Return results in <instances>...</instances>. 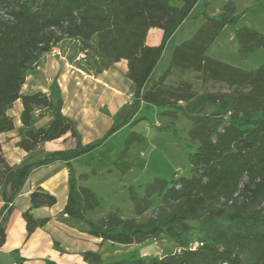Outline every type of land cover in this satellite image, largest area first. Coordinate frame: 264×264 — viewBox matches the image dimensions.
Masks as SVG:
<instances>
[{
    "label": "trees",
    "instance_id": "1",
    "mask_svg": "<svg viewBox=\"0 0 264 264\" xmlns=\"http://www.w3.org/2000/svg\"><path fill=\"white\" fill-rule=\"evenodd\" d=\"M181 1L178 6L173 0H0V135L15 130L7 110L21 100L24 132L17 142L19 148L30 153L41 143L67 134L76 140L73 149L54 151L17 167L5 165L0 220L34 170L62 162L70 169L69 193L62 214L87 225L89 236L127 245L141 237L163 234L179 248L178 253L163 258L132 253L126 259L128 264H264V237H243L224 224H218V231L213 234L200 229L199 239L193 242L184 237L192 231L188 221H199L207 215L212 218L226 214L237 226L264 225V214L257 218L246 215L251 206L264 203V62L246 70L208 55L220 33L227 26L238 25L247 13H238L235 2L229 0L216 16L203 14L200 28L175 47L165 72L147 87L168 41L201 0ZM152 28L163 31L158 46L146 44ZM235 37L242 59L264 51V34L254 28L239 26ZM64 39L77 41L91 51L97 74L125 60L126 77L135 87L130 112L120 118L119 111L106 133L88 144H83L77 122L64 115V99L57 87L51 89L50 95L41 91L22 94L31 64ZM175 69L197 73L202 84H225L229 91L198 93L186 80L177 86L168 85ZM143 104L162 109L164 114L179 111L194 121L190 137L199 145L188 156L191 177H175L170 182L156 179L147 187L143 202L154 193L163 192L165 204H177L178 208L164 220L126 227L118 223L117 212H112L104 221L96 222L86 212L99 207L101 199L92 189L79 184L72 161L102 147L134 119ZM204 105L214 106L215 110L209 115L198 114ZM38 108L49 110L52 120L48 126L34 129L33 115ZM158 129L178 135L173 124ZM136 143L143 149L148 146L144 136L131 132L113 163L131 169L133 164L123 159ZM128 193L138 207L135 188L129 186ZM218 201H222V207L205 208L207 203ZM30 203L31 207L23 213L28 236L49 221L36 219L32 210L54 207L58 198L37 188L30 194ZM5 239L0 227V247ZM91 256L95 253H85V258Z\"/></svg>",
    "mask_w": 264,
    "mask_h": 264
},
{
    "label": "rangeland",
    "instance_id": "2",
    "mask_svg": "<svg viewBox=\"0 0 264 264\" xmlns=\"http://www.w3.org/2000/svg\"><path fill=\"white\" fill-rule=\"evenodd\" d=\"M212 1L213 4L209 7L208 11L211 14H215L216 7L219 6L223 0ZM234 1L237 2L239 11H242L247 7L251 8L250 13L247 17H244L238 25L228 26L226 28L224 34H222L220 39L216 42V45H214L209 52V55L215 57L216 59H220L225 62L227 61L229 64L234 66H238L246 70H252L263 64L264 51L260 50L249 56L247 59L240 58L237 53L238 44L235 37V28L244 25L254 28L264 34V9L261 5V3H264V0ZM195 15L189 17L187 25L194 24ZM200 17L202 18V16ZM67 42L75 46L73 58L75 66L89 75H100L96 72L94 64L96 60L91 51L85 50L84 46L77 41H74L75 43L72 41ZM60 51L61 56H63L64 53L62 52L61 47ZM48 55L39 58L31 64L30 69L26 72V80L22 87V93L31 92V94H33L37 91L39 92L47 89L50 84H54L52 81H54V76L56 75L61 62L58 60V55L55 57ZM164 62L161 63V66H159V68L155 71V74H153L151 82H153L156 75L163 68ZM65 67L66 69L74 71L76 74L80 75V79H75L74 87L70 88L69 93H65L67 108L70 106L73 97L72 92L74 91V94L79 95L80 97L82 108L92 104H97L100 106V109L105 111L104 109L106 107L119 103V100L116 101L112 97V94H117V96L119 95L123 97V99H127V102L119 108L121 109L119 117L122 118L125 114L130 112L133 96H131V98L129 96L130 81L127 77L119 79L117 82L119 90L116 91L103 85L99 81L82 74L75 68H71L67 65ZM166 68L163 70V73ZM197 75L198 74L195 72H181L175 69L173 74L168 78L167 84L177 86L180 81L186 80L192 83L193 89L198 93L229 91L225 84H202V82L197 79ZM31 84H33L32 88L30 86ZM149 86L150 84H148L147 87ZM128 99L130 101H128ZM182 105H184V103H182ZM74 110L76 109L74 108ZM214 110V106L204 105L200 108L198 114L209 115ZM7 113L13 120L16 131L18 125V112L15 104L7 110ZM33 117L34 124L39 123L40 125V123H42L44 125L52 119V114L49 110L38 108L35 110ZM92 119L94 120L92 124H89L90 118L88 119L89 121L87 120L88 122L81 120L83 123L77 120L79 122V126L81 127L83 136L90 135L89 137H92L91 139L101 138L113 124V115L110 114H103L102 116L99 114L91 117V120ZM167 124L174 125L177 129V137L171 130L160 131L158 129L159 127H163ZM87 126H89V129ZM193 127L194 121L187 119L179 111L164 114L163 110H160L153 105L143 104L141 110L134 117V119L129 124L120 128L103 144L102 147L87 156L79 158V160H77L74 164V169L79 172V184L92 189L101 199L99 207L86 212L87 217L96 222H102L110 213L117 212L118 223H120L121 226L124 225L126 227L147 225L166 219L178 208L177 204H165L162 199L163 192L154 193L147 202H143V199L146 197L147 187L150 184H153L156 179L170 182L175 177H191V166L189 165L188 156L199 145L198 141L193 140L190 137V132ZM23 132L24 129L22 127L19 137L23 134ZM131 132H136L144 136L148 141V146L143 149V147L139 144H134L129 153L123 159L126 162H131L133 166L131 169H124L115 165L113 162L116 160ZM42 144L43 143H41V145ZM60 144V149H72L76 147V140L69 136L67 140H64ZM23 151L24 150L18 147L17 142H13L8 146L5 145L4 147L0 138V192L2 182L6 177L5 165L17 167L24 164L27 159L29 160L28 162H32L45 157L49 153L45 152L44 148L39 146L35 152L31 154L30 158H24ZM129 186H133L138 194V207L130 200L128 193ZM58 196L60 202L59 206H62L63 194L61 191H58ZM222 206V201H218L213 205L207 203L205 208H220ZM233 210L234 208L231 209V211ZM261 214H264V203L260 205H253L246 212V215L252 218H257ZM61 215L63 214L59 213L56 218ZM68 220L72 221V223H78L79 229L84 232L89 230V227L80 220ZM58 223H63V225L68 226V224L62 221H58ZM188 224L192 227V231L187 233L184 237L188 241L192 242L199 239L200 229L202 233L207 232L208 234H213L218 231V224L229 226L232 232H236L243 237H264V225H232L226 214L212 218L207 215L199 221H188ZM88 239L84 240V247L87 249L86 252L91 251L95 253V256L85 258V252L83 254L84 261L82 264H128L126 259L132 253H137L141 257L163 258L179 252L177 244L171 239L164 237L163 234H160L157 237H141L134 243L127 245L112 242H101V240L96 241L94 239L90 241ZM59 245V242L54 243L55 248H58ZM14 259L15 258L11 255L0 257L1 264H13ZM55 260L56 262L54 261V263H62L61 259ZM40 261L41 264H46V261L53 260H51V258H43L40 259Z\"/></svg>",
    "mask_w": 264,
    "mask_h": 264
},
{
    "label": "crops",
    "instance_id": "3",
    "mask_svg": "<svg viewBox=\"0 0 264 264\" xmlns=\"http://www.w3.org/2000/svg\"><path fill=\"white\" fill-rule=\"evenodd\" d=\"M173 1L178 6L182 5L181 0H173ZM234 2L236 4L237 12L242 13L244 11H247V13L243 16V18L247 17L250 13L251 8L246 7L244 10L239 11L237 2L236 1ZM226 3L227 1L223 0L221 4L216 7L215 11L217 14H219L223 5ZM212 4H213L212 0L199 1L194 7V9L192 10V12L190 13V15L187 17V19L182 23V25L178 28V30L172 35V37L167 43V46L164 50L161 60L159 61L158 65L156 66V68L154 69L151 75L150 82H149L150 85L161 77L163 70L166 68L167 65H169L171 58H172V53L175 47L181 44L182 42H184L185 40L190 39L195 34V32L200 28V26L203 24L204 22L203 14L206 13L209 16L217 15L216 13L211 14L208 11L209 7L212 6ZM261 5L264 6V3H261ZM193 15H195L194 24L187 25L189 21V17ZM200 16H202V18ZM226 28L220 33L216 41L210 46L208 50V55L211 49L213 48V46L216 45V42L220 39L222 34H224ZM237 28L238 27H236L235 30ZM162 37H163V31L161 29L152 28L149 30L147 34L146 44L148 46H158L161 43ZM67 41H72L73 43H75L73 40H69V39H64L59 43V46L61 47L62 52L64 53L63 56H58V60L61 62V65L60 67H58L56 75L54 76V81H52L54 82V84L53 85L50 84L47 87V89H44L41 92L47 95H50L51 89L53 88L55 89L58 88L61 91L63 98H64V108H63L64 115L68 116L69 118L77 122V125L82 135L83 144H88L94 141V139L96 140V138L91 139L92 137L90 138L89 137L90 135L83 136V133L81 131V127L79 126L78 121L83 123V121L86 122L90 118V121L89 120L88 121H89V124H92L94 120L93 119L91 120V117L97 116L99 114L100 116H102L103 114L105 115L110 114V115H113L114 117L121 110L119 108L123 106L124 103L127 102V99H123V97L119 95L117 96V94L116 95L112 94L113 99H115L116 101L119 100L118 101L119 103L114 104L110 107H106L104 109L105 111H103V109H100V106L97 104L95 105L92 104V105L82 108L79 95H75L73 91L72 92L73 97H72L70 106L67 108L66 106L67 101L65 98V93H69L70 88L74 87L75 79H80V75L76 74L74 71L66 69L65 66L67 65L71 68H75L79 70L82 74H85L93 78L94 80L99 81L103 85L117 91L119 90L117 86V82L122 77H126L127 62L123 60L119 63H116L114 66H112V68H110L109 70L103 71L98 76H96L95 74L89 75L85 73V71L75 66L74 64L75 62H73L75 46L71 45ZM50 56H53V55H50ZM162 62H164L163 68L156 75V78H154L153 82H151V80L153 79V74H155V71L159 68V66H161ZM32 85L33 84L30 85L31 88L33 87ZM134 90H135V87L133 83L130 82V95H129L130 98L131 96H133ZM75 93H78V92H75ZM22 94H31V92L22 93ZM128 101L130 100L128 99ZM14 104L18 112L17 114L18 115V122H17L18 125L16 128V131L14 130L12 132L3 133L0 135L1 143L3 144L4 147L5 145L6 146L11 145V143L13 142L16 143L20 139L19 135L21 134V128H22V125L20 122V114L22 112L21 100L16 101ZM73 105H76V106H73ZM74 108L76 110H74ZM51 120L45 123L44 124L45 126L42 123H40V125L39 123H35V124L33 123L32 128L37 129L39 127H46L49 125ZM87 127L89 129V126ZM69 136L70 134H67L60 139L43 143L40 146L41 148H44L45 152H49V153L58 151V150H66V149H60V146H61L60 143L63 142L64 140H67ZM33 152L29 154L23 151V157L30 158ZM77 160L72 161L73 168ZM28 161L29 160L27 159L25 163H30ZM75 172L77 175L79 174V172H77L76 170ZM69 178H70V169L65 163H62V162H58L50 166L40 167L32 172L31 176L24 184L21 192L16 196L12 204H10V208L4 212L0 220V227L4 229L5 234H6L5 243L3 244V246L0 247V257L7 256V255L13 256L15 258L13 261V264H41L40 259H43V258H51L53 262L54 261L56 262L55 259L62 260V263H56V264H82V262L84 261L83 254L87 251V249H85L84 247L85 246L84 240H87L88 238H90L88 240L92 241L94 239L98 241L99 239H95L89 236L86 232L80 230L79 224L72 223V221L68 220L70 218H68L66 215H61L60 217L56 218V216L59 213H62V210L67 202L68 193H69V187H68ZM37 188H43L44 190L56 195L58 198V203L54 207H51V208L42 207L39 209L32 210V214L36 219L48 218L49 221L45 226L37 228L31 236H28V233L26 230V222L23 218V213L31 207L30 194ZM58 191H61L63 194L62 206H59L60 202H59ZM3 205H4V202L0 195V210L2 209ZM58 221L65 222L66 224H68V226L63 225V223H58ZM55 242L60 243L58 248H55L54 246ZM0 264H1V260H0Z\"/></svg>",
    "mask_w": 264,
    "mask_h": 264
},
{
    "label": "built area",
    "instance_id": "4",
    "mask_svg": "<svg viewBox=\"0 0 264 264\" xmlns=\"http://www.w3.org/2000/svg\"><path fill=\"white\" fill-rule=\"evenodd\" d=\"M49 54H50V55H53V56H57V55H58V56H61L60 47H59L58 45L53 46ZM196 246H197V244L194 245V248H195Z\"/></svg>",
    "mask_w": 264,
    "mask_h": 264
}]
</instances>
